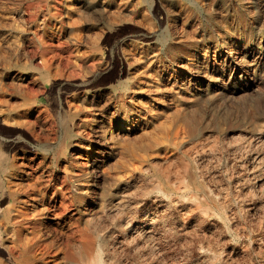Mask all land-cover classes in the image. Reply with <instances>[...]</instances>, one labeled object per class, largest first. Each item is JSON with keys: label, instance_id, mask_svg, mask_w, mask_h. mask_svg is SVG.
Wrapping results in <instances>:
<instances>
[{"label": "rangeland", "instance_id": "rangeland-1", "mask_svg": "<svg viewBox=\"0 0 264 264\" xmlns=\"http://www.w3.org/2000/svg\"><path fill=\"white\" fill-rule=\"evenodd\" d=\"M100 257L264 264V0H0V264Z\"/></svg>", "mask_w": 264, "mask_h": 264}, {"label": "bare ground", "instance_id": "bare-ground-1", "mask_svg": "<svg viewBox=\"0 0 264 264\" xmlns=\"http://www.w3.org/2000/svg\"><path fill=\"white\" fill-rule=\"evenodd\" d=\"M9 144V143H8ZM8 152V151H7ZM8 155V154H7ZM6 156V155H5ZM261 187V186H260ZM93 262V261H92ZM92 264V263H91ZM96 264H104L103 263V259L100 257V259H99V262L98 263H96Z\"/></svg>", "mask_w": 264, "mask_h": 264}]
</instances>
